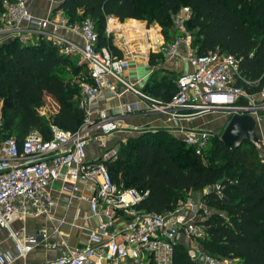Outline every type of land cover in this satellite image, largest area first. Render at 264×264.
<instances>
[{
  "label": "built area",
  "instance_id": "1",
  "mask_svg": "<svg viewBox=\"0 0 264 264\" xmlns=\"http://www.w3.org/2000/svg\"><path fill=\"white\" fill-rule=\"evenodd\" d=\"M28 2L2 0L0 28L10 30L21 43L45 38L61 53L82 59L86 74L78 80L77 105L83 112V121L74 132L50 124L49 139H44L36 130L21 141L0 137V229L10 228L15 218L54 219L57 202L51 185L56 183L59 193L66 194L70 200L87 202L88 211L82 217L85 220L96 217L98 224L90 230L88 244L67 247L59 241L64 249L54 259L41 264H146L145 255L153 264H173L174 249L181 236L190 239L191 234H203L195 223L197 217L188 213L192 204L187 201L163 213L137 209L136 205L148 191L117 185L106 166L107 161L116 158L118 141L125 140L122 135L113 142V135L119 131L128 135L146 131L132 129L124 122L128 116L144 113H161L169 119L180 120L209 112H226L229 116L250 114L255 119L258 136L254 145L264 164V82L256 92L250 93L244 85L254 82L240 75L237 60L231 54L218 49L198 54L192 46L193 32L186 26L191 17V10L186 6L170 15L174 34L170 42L156 24L151 27L148 22L139 23L134 19L124 24L115 16H107L104 34L120 52L118 55L113 48L98 45V34L91 20L69 24L63 10L58 9L56 22L52 23L48 18L33 16ZM60 29L73 32L80 42L60 35ZM179 53L190 70L175 76L169 101L153 98L131 81L132 67L148 65L152 54L172 60ZM124 95H132L138 101H125ZM112 99L121 101L116 113H109L100 104V100ZM172 131L199 156H203L209 138L217 135L207 128L183 125ZM89 143L102 149V154L94 160L87 157ZM214 188L219 192L218 185ZM85 190L89 192L86 195ZM119 218H125V222L118 230ZM58 229L53 227L54 232ZM10 235L16 240L18 256L23 258L36 246L55 248L57 245L46 243L47 226L20 238L19 232L10 230ZM189 256L192 260L202 256L199 261L203 264H235L233 259L202 253L196 246L189 251ZM15 259L0 254V264H13Z\"/></svg>",
  "mask_w": 264,
  "mask_h": 264
},
{
  "label": "trees",
  "instance_id": "2",
  "mask_svg": "<svg viewBox=\"0 0 264 264\" xmlns=\"http://www.w3.org/2000/svg\"><path fill=\"white\" fill-rule=\"evenodd\" d=\"M151 1L155 4L140 8ZM184 6L191 10L186 26L193 32L196 52L218 49L231 54L240 75L254 82L244 85L246 91L256 92L264 82V0H63L59 9L69 24L91 20L98 45L120 55L104 34L107 16L156 22L170 42L174 35L170 15ZM154 58L164 57L152 54L149 63ZM77 60L45 38L21 43L13 37L1 42L0 137L21 141L36 130L49 139L50 124L74 132L83 121V112L77 105L79 87L71 77L82 70L86 74ZM174 78L148 83L142 90L169 101ZM46 99L53 111L45 118L40 109ZM106 166L117 185L148 191L137 209L171 211L186 203L190 192H201L195 223L203 234L190 235L193 248L233 259L235 264H264V164L253 143L243 141L232 148L215 135L199 156L166 129L146 130L119 140L116 158ZM215 185L219 192L213 191ZM188 239L175 247L173 264H203L190 258ZM144 261L153 264L148 255Z\"/></svg>",
  "mask_w": 264,
  "mask_h": 264
},
{
  "label": "crops",
  "instance_id": "3",
  "mask_svg": "<svg viewBox=\"0 0 264 264\" xmlns=\"http://www.w3.org/2000/svg\"><path fill=\"white\" fill-rule=\"evenodd\" d=\"M63 0H29L28 9L30 13L39 19H50L52 23L56 22L57 15L56 12L59 9V4ZM59 34L74 41H78L79 37L65 29H60ZM13 36L10 30L0 28V43L8 42ZM36 40V39H34ZM184 52V49L181 50ZM164 57V56H163ZM150 60V59H149ZM190 65L186 60L182 59V54L179 53L178 56L172 60H168L166 57L162 59L154 58V63H149L148 65L141 64L138 67H132L129 73V77L132 82H134L139 89H143L149 83L151 85L157 82H166V79L173 78L177 74L189 71ZM166 75L167 77L163 76ZM161 92V91H160ZM145 93L151 95L153 98L163 100L162 97L154 96L152 93L145 91ZM125 101H138L132 95H124ZM121 101L118 99L112 100H100V104L105 107L109 113L118 112ZM229 116L226 112H209L200 115H194L191 118H186L185 120L180 119H169L161 113H144L139 115H132L124 118V122L130 128H142L147 130L155 129H166L173 136L180 137L176 132L179 126L183 125L186 128L189 127H206L209 130L214 131L220 136L225 126L227 125ZM176 128V129H175ZM122 135L127 137L128 134H123L121 131L116 132L113 135L112 141L120 138ZM87 145L86 153L88 158H94L93 153L88 155ZM58 184L54 183L51 185V192L56 197V207L54 208L53 215L54 219L47 217L34 218L29 216L22 220L21 218H15L10 223V228L0 229V254H8L10 256L16 257L13 264H41L46 261L54 259L65 246H81L89 243V232L98 224V218L91 217L85 220L82 216L88 211L87 202L79 199L70 200L66 194L59 193ZM87 190L84 194H88ZM201 192H190L188 195V201H192V206L189 207L188 213L190 216L195 215L198 217V210L202 206L201 203ZM62 219V222L59 220ZM125 218H119L116 222V228L122 229L124 226ZM47 226L49 230V236L46 241L48 245L53 243L57 244L55 248L50 246H36L31 250L25 258L18 256V252L15 246V238L10 235V230L12 232H19L18 238L23 234H30L38 232L41 228ZM53 227H58L59 231L54 232ZM121 238L118 237V240ZM185 240V236H181V241ZM192 242L190 239H188ZM59 241H63L64 245H59ZM194 243V242H193Z\"/></svg>",
  "mask_w": 264,
  "mask_h": 264
},
{
  "label": "water",
  "instance_id": "4",
  "mask_svg": "<svg viewBox=\"0 0 264 264\" xmlns=\"http://www.w3.org/2000/svg\"><path fill=\"white\" fill-rule=\"evenodd\" d=\"M255 119L250 114H233L219 136L223 144L238 148L243 141L258 142ZM213 191L216 192L215 188ZM201 260L202 256L199 257Z\"/></svg>",
  "mask_w": 264,
  "mask_h": 264
},
{
  "label": "rangeland",
  "instance_id": "5",
  "mask_svg": "<svg viewBox=\"0 0 264 264\" xmlns=\"http://www.w3.org/2000/svg\"><path fill=\"white\" fill-rule=\"evenodd\" d=\"M141 4H143V3H140V6H141ZM155 4V2L154 1H151V2H149V3H147V4H143L142 6L143 7H140V8H146V7H148V6H152V5H154ZM135 21H137V22H139V23H147V21L146 20H144V19H134ZM122 22H124V24H130V23H132L133 21H132V18H128V19H124V20H122ZM157 25L160 29H161V31H162V34H163V28H162V26L161 25H159L158 23H156V22H151V23H149V26H153V25ZM147 25V24H146ZM119 43V42H118ZM77 63L78 64H81V65H83L84 66V68L83 69H85V64H84V62L82 61V59H80V57H77ZM85 71V70H84ZM83 70L81 71V72H79L77 75L76 74H74L72 77H71V82H73V83H75V84H77L78 85V80H79V78L82 76V75H85V72H84ZM163 76H165V77H167L166 75H163ZM166 81L168 82V79H166ZM168 84V83H167ZM0 101H1V99H0ZM41 110V114L46 118V117H48L49 116V113H50V111H53V107H52V105L50 104V101H47V99L45 100V102H44V104H43V107L40 109ZM188 114H190V113H188ZM1 121H2V119H1V117H0V124H1ZM189 128H191V127H189ZM192 128H199V127H192ZM201 128H206V127H201ZM88 145H91L90 147H88V155H91L92 153H93V155H94V158H92V160H94V159H96L99 155H101L102 154V149L99 147V150H98V147L94 144V143H89ZM110 149V148H109ZM191 203H192V199L191 200H189ZM190 210H188V212H189ZM193 245H194V243L193 242H190V241H188V244H187V246H188V249H193Z\"/></svg>",
  "mask_w": 264,
  "mask_h": 264
}]
</instances>
